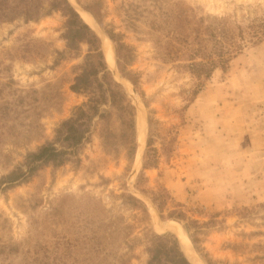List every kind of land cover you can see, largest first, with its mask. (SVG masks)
<instances>
[{
	"label": "rangeland",
	"instance_id": "obj_1",
	"mask_svg": "<svg viewBox=\"0 0 264 264\" xmlns=\"http://www.w3.org/2000/svg\"><path fill=\"white\" fill-rule=\"evenodd\" d=\"M124 1L106 0L101 24L78 0H70L87 23L86 13L91 14L88 24L103 51L105 37L114 44V60L109 63L105 54L106 60L137 107L138 119L141 114L146 122L143 148L133 161L123 147L108 154L97 128L62 167L43 168L27 182L1 191L0 264H147L152 230L187 235L184 222L163 219L152 198L136 188L149 138L158 150L159 167L145 171L143 186L150 193L166 186L173 195L169 208L181 204L202 224L220 214L215 224L199 231L206 259L264 264V41L248 45L227 70L200 83L159 56L146 19L137 22L136 32L127 28ZM183 1L205 16L241 23L264 18V0ZM65 22L61 12H54L38 22L0 23V102L13 100L18 89L37 91L24 93L31 111L27 125L18 128L24 133L3 146L13 161L1 163L0 178L14 165L27 168V153L52 140L59 124L88 99L70 89L88 46L83 45L81 57L55 65L56 51L67 45ZM108 32L123 33L124 42L135 47L130 69L138 73L143 96L120 72ZM196 89L199 94L190 101ZM166 146L171 147L168 157ZM123 192L141 198L150 217L126 206ZM246 206L249 211L242 215Z\"/></svg>",
	"mask_w": 264,
	"mask_h": 264
},
{
	"label": "trees",
	"instance_id": "obj_2",
	"mask_svg": "<svg viewBox=\"0 0 264 264\" xmlns=\"http://www.w3.org/2000/svg\"><path fill=\"white\" fill-rule=\"evenodd\" d=\"M83 8L92 13L99 23L104 22L106 0H92L88 4L78 0ZM123 9L127 28L137 31V22L144 18L147 21L149 39L156 46L159 56L172 62L178 68L188 72L192 77L203 82L209 80L221 69L227 70L231 62L240 56L248 45L264 41V18H252L249 23L234 22L227 17L201 15L196 9L183 0H125ZM54 12H61L66 17L63 39L66 49L56 51L55 65L62 61L81 57L83 45L88 46L83 63L74 68L75 77L70 84L71 91L85 94L87 101L75 107L70 118L62 121L55 130L52 140H47L36 151L25 156L23 165L14 167L0 178V192L27 182L39 170L53 166L59 168L76 154L78 149L92 132L99 128L103 149L112 154L121 147L125 148L133 161L138 149V111L124 85L117 81L109 69L101 38L97 32L82 18L80 12L70 0H0V23L13 22L22 18L25 22H38ZM115 42L119 59L120 72L128 78L143 96L138 73L131 70L135 47L123 40V33L108 32ZM36 90H15V98L0 102V166H9L11 153H4L3 146L12 143L10 140L20 137L24 129L18 132L19 126H26L25 118L31 108L25 106L26 95ZM1 93V92H0ZM199 89L193 91V101ZM33 100L32 103H35ZM146 103V102H145ZM147 104V103H146ZM32 127V122L27 129ZM175 140L174 138L172 139ZM148 150L144 159L143 170L137 178L136 188L152 198L163 219H177L185 223V232L195 249L211 264L203 254L199 231L204 226L215 224L217 213L209 222L200 223L194 220L182 207L169 208L173 200L170 190L161 185L152 193L143 186L148 180L145 171L159 167L158 150L153 148V138L148 139ZM169 150L171 147L166 146ZM166 151L168 157L170 150ZM123 203L150 217L147 204L130 192L121 195ZM249 207L244 208L246 215ZM168 212L167 216L164 214ZM263 233V232H258ZM97 241L100 237L95 238ZM94 239V240H95ZM256 247L262 249L261 244ZM100 250V249H98ZM147 264H192L185 255L178 237L173 233L159 234L152 230L146 247Z\"/></svg>",
	"mask_w": 264,
	"mask_h": 264
},
{
	"label": "bare ground",
	"instance_id": "obj_3",
	"mask_svg": "<svg viewBox=\"0 0 264 264\" xmlns=\"http://www.w3.org/2000/svg\"><path fill=\"white\" fill-rule=\"evenodd\" d=\"M86 16L90 19L88 23H91L92 16L90 13H86ZM89 23V24H90ZM104 52L108 58L109 63H112L114 60L115 56V49H114V44L111 42V40L108 37H105L104 43ZM146 122H144V119L142 115L140 114L139 119H138V132H139V147H138V153L142 150L143 144L145 142L146 138ZM177 229V228H176ZM175 230V228H174ZM177 234L180 240L181 247L183 248V251L187 258L192 262V264H203L198 255L195 253L189 237L183 233L180 230H177Z\"/></svg>",
	"mask_w": 264,
	"mask_h": 264
},
{
	"label": "water",
	"instance_id": "obj_4",
	"mask_svg": "<svg viewBox=\"0 0 264 264\" xmlns=\"http://www.w3.org/2000/svg\"><path fill=\"white\" fill-rule=\"evenodd\" d=\"M116 72V71H115ZM180 241V240H179ZM183 249V248H182Z\"/></svg>",
	"mask_w": 264,
	"mask_h": 264
}]
</instances>
